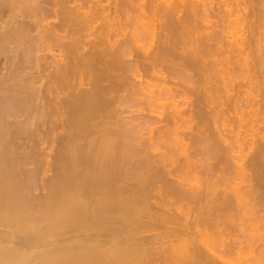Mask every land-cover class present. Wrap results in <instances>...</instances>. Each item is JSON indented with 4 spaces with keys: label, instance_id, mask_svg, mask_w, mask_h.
Returning a JSON list of instances; mask_svg holds the SVG:
<instances>
[{
    "label": "bare ground",
    "instance_id": "obj_1",
    "mask_svg": "<svg viewBox=\"0 0 264 264\" xmlns=\"http://www.w3.org/2000/svg\"><path fill=\"white\" fill-rule=\"evenodd\" d=\"M246 225L264 0H0V264L264 263Z\"/></svg>",
    "mask_w": 264,
    "mask_h": 264
},
{
    "label": "rangeland",
    "instance_id": "obj_2",
    "mask_svg": "<svg viewBox=\"0 0 264 264\" xmlns=\"http://www.w3.org/2000/svg\"><path fill=\"white\" fill-rule=\"evenodd\" d=\"M136 110H137V109L135 108L134 111H136ZM135 113H137V111H136ZM135 113H132V114H135ZM192 176H193V175H191V177H190V175H189V177H190L191 179L194 178V176H193V177H192ZM198 176H199V175H198ZM199 177H200V176H199ZM190 178H189V180H190ZM37 192H40V191H37ZM41 192H43V191H41ZM240 222H241V221H240ZM247 226H249V225H246V226H245L246 228H245V227H242V228H244L245 231H246V229L249 230V231H247V232H244V235L247 233L246 235L248 236V239L250 238L251 240H255V239L257 238L254 242H255V243H256V242L259 243L260 240H262V239L264 238V236H263V235H264V233H263L264 231H263L262 229H258V228L255 229V230H253V229L251 228L252 226H251V227H250V226L247 227ZM250 228H251V229H250ZM250 230H252V231H250ZM257 230H258V231H257ZM262 231H263V232H262ZM253 232H254V233H253ZM249 233H250V235H249ZM259 233H260L261 235H260ZM251 234H252L255 238H254L253 236H251ZM227 235H228L227 233H226V234L224 233L223 236H221V235L219 236L220 238H223V239H221L222 242L220 241V239H216V237H215V238L213 237L214 239H216V241L218 240L217 242H216L215 240H213V241H215V242H213V243L217 244V243L219 242V244L223 243V245H225L224 241H225V242H226V241L228 242V241H230V239H232V240L234 239L232 234H230V237H229V235H228V236H227ZM246 235H245V236H246ZM258 235H260V236H258ZM214 236H216V235H214ZM224 236L227 237V238L229 237L230 239H229V238L226 239ZM231 236H232V238H231ZM234 236H235V235H234ZM247 236H246V237H247ZM217 238H218V236H217ZM238 238H239V240H242V239H243L242 237H238V236H237V238H235V239H238ZM253 238H254V239H253ZM259 238H260V239H259ZM223 240H224V241H223ZM232 240H231V242H232ZM239 240H238V241H239ZM251 240H250V241H251ZM220 242H221V243H220ZM252 242H253V241H252ZM228 243H229V242H228ZM215 244H214V245H215ZM219 244H218V246H217V245H215V246H217V248H218V247H219ZM226 244H227V243H226ZM223 245L221 244V246H220L218 249L222 250V249L224 248V247H222ZM225 246H226V245H225ZM214 248H215V247H214ZM215 249H216V248H215ZM218 249H217V250H218ZM225 249H226V247H225ZM247 250H248V249H245L244 251H243V249L241 250V253H242V254H241V257H242V258H245V256L248 257V254H249V253H248ZM242 251H243V252H242ZM245 251H246V253H245ZM244 254H246V255H244ZM250 254H251V253H250ZM227 255H228V254H227ZM227 255H226V256H227ZM233 256L236 257V255H233ZM249 256H250V255H249ZM227 257H229V255H228ZM242 261H243V260H242ZM253 261H254V262H253ZM253 261L249 260V261H247V262L245 261V263H247V264H264L263 262H260V261H258V260H257V263L255 262L256 260H253ZM245 263H244V264H245Z\"/></svg>",
    "mask_w": 264,
    "mask_h": 264
}]
</instances>
